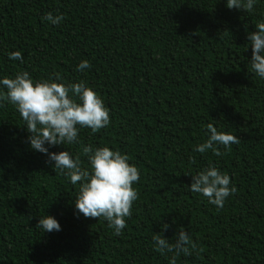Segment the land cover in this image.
<instances>
[{"label":"trees","instance_id":"1","mask_svg":"<svg viewBox=\"0 0 264 264\" xmlns=\"http://www.w3.org/2000/svg\"><path fill=\"white\" fill-rule=\"evenodd\" d=\"M48 12L64 19L52 25ZM257 22L264 0L251 13L226 0H0V79L85 81L110 110L107 127L81 128L77 143L49 152L69 151L87 168L82 147L107 146L140 173L117 236L75 209L79 183L30 147L16 108L0 102V264H169L173 254L152 240L162 224L169 240L184 228L199 248L177 264H264V79L247 39ZM82 60L91 67L77 71ZM209 123L240 142L218 146L222 156L195 152ZM209 164L236 188L222 208L189 188ZM44 215L60 231L37 228Z\"/></svg>","mask_w":264,"mask_h":264},{"label":"clouds","instance_id":"2","mask_svg":"<svg viewBox=\"0 0 264 264\" xmlns=\"http://www.w3.org/2000/svg\"><path fill=\"white\" fill-rule=\"evenodd\" d=\"M256 0H226L229 9L243 10L251 13ZM52 25H59L63 14L53 15L48 12L43 17ZM247 39L251 46L250 65L253 73L264 79V22H257L255 31L249 32ZM10 59H22L19 52L10 54ZM91 67L89 61L82 60L77 71ZM0 102L13 105L24 121L30 134V147L48 156L54 162V168L66 175L73 185L79 183L78 193L74 200L75 209L85 218H103L108 227L120 235L127 227L126 218L132 215V207L138 199L134 185L139 181V169L129 163L130 157L119 150L107 146L93 148L82 147V154L87 157L89 167L82 166L80 157L73 158L69 151L49 152L48 146L73 144L78 142L81 128L95 134L110 124V110L101 96L85 81L66 83L59 74L46 79L34 80L29 72L20 71L14 78L0 79ZM2 106V105H0ZM207 139L194 149L198 153L211 150L216 156L224 155L218 146L229 149L238 144L239 138L231 133L218 131L209 123ZM195 163V158H191ZM190 191L207 198L212 205L222 208L227 197L236 192L231 185L229 175L221 172L215 165L191 176ZM43 231H60L58 221L50 216L40 217L36 225ZM169 228L161 225L160 232H154L152 240L155 250L161 254L172 253L169 264H177L181 254L191 256L193 250L199 254V248L184 228H179L174 242L163 235Z\"/></svg>","mask_w":264,"mask_h":264}]
</instances>
